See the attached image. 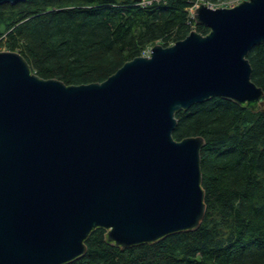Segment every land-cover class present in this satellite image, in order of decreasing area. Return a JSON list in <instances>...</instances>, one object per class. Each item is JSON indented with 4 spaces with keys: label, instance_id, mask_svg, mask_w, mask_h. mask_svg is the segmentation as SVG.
<instances>
[{
    "label": "water",
    "instance_id": "1",
    "mask_svg": "<svg viewBox=\"0 0 264 264\" xmlns=\"http://www.w3.org/2000/svg\"><path fill=\"white\" fill-rule=\"evenodd\" d=\"M193 18L209 32L155 44L103 82L42 78L0 50V264H68L100 229L126 250L202 227L206 143L175 139L176 115L217 96L264 110L248 58L264 0L201 3Z\"/></svg>",
    "mask_w": 264,
    "mask_h": 264
},
{
    "label": "trees",
    "instance_id": "2",
    "mask_svg": "<svg viewBox=\"0 0 264 264\" xmlns=\"http://www.w3.org/2000/svg\"><path fill=\"white\" fill-rule=\"evenodd\" d=\"M25 0L0 7V46L20 52L42 78L103 82L156 42L169 46L195 30L194 0ZM216 3L224 0H205ZM264 89V43L248 56ZM173 136H202L208 214L195 231L158 245L122 249L100 229L68 264H264V110L213 97L177 113Z\"/></svg>",
    "mask_w": 264,
    "mask_h": 264
},
{
    "label": "rangeland",
    "instance_id": "3",
    "mask_svg": "<svg viewBox=\"0 0 264 264\" xmlns=\"http://www.w3.org/2000/svg\"><path fill=\"white\" fill-rule=\"evenodd\" d=\"M147 2L146 3H151V0H146ZM195 3H196V6H199L201 3H207L209 6H212L214 8L216 7H229L230 5H233L234 3L237 2V0H224V1H218L216 3H210V2H207L205 0H194ZM196 7L193 8V15H194V9ZM192 10V9H191ZM155 44H160L159 42H156L154 43L153 45L149 46L145 52L143 53V55H149L150 54V51H151V48L155 45ZM174 44V43H172ZM170 44V45H172ZM0 50H8L7 47L5 45L3 46H0Z\"/></svg>",
    "mask_w": 264,
    "mask_h": 264
},
{
    "label": "built area",
    "instance_id": "4",
    "mask_svg": "<svg viewBox=\"0 0 264 264\" xmlns=\"http://www.w3.org/2000/svg\"><path fill=\"white\" fill-rule=\"evenodd\" d=\"M241 1H243V0H237L236 3H234L233 5H230L229 7L235 6V5H237L238 3H240ZM146 2H147L146 0H143V1H142L143 4H146ZM195 7H197L196 4H195ZM193 8H194V7H193ZM193 8H191L192 11H193Z\"/></svg>",
    "mask_w": 264,
    "mask_h": 264
}]
</instances>
